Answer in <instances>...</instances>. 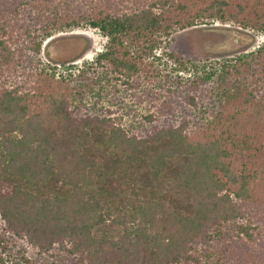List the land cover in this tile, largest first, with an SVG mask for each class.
<instances>
[{
	"label": "trees",
	"instance_id": "1",
	"mask_svg": "<svg viewBox=\"0 0 264 264\" xmlns=\"http://www.w3.org/2000/svg\"><path fill=\"white\" fill-rule=\"evenodd\" d=\"M216 23L264 36V0H0V263L264 264V43L156 55ZM84 27L104 51L57 76L44 44ZM101 76L153 108L139 129L106 89L85 102Z\"/></svg>",
	"mask_w": 264,
	"mask_h": 264
},
{
	"label": "rangeland",
	"instance_id": "2",
	"mask_svg": "<svg viewBox=\"0 0 264 264\" xmlns=\"http://www.w3.org/2000/svg\"><path fill=\"white\" fill-rule=\"evenodd\" d=\"M107 43L108 38L102 32L90 27L56 33L44 44L40 60L42 63L58 68L57 76L59 77L78 78V71L83 70L93 62L97 55L104 51ZM158 43L159 48L156 55L161 58L162 67L168 66V69L171 70L176 66L178 67V64L171 60L168 54L174 55L177 59L191 61L196 64L221 62L255 51L264 43V36L251 30H244L235 23H216L200 25L185 31L177 30L168 37L162 36ZM49 73L51 72L49 71ZM186 74L181 73V76L186 77ZM95 81L96 85L92 81L90 87H85V89H95L90 95L91 97L89 96L90 101H85L86 103L91 102L93 98H96L97 101L98 98L93 96H96L99 90L105 91L106 89V92L112 94L109 98L107 97L108 99L104 97L105 107L116 110V116H124L127 119V124H133L137 129H139L142 119L153 112V108L148 105L137 107L138 105L136 106V103H132L130 99L123 100L124 97L117 96L115 91L113 92L114 88L110 85H115L118 82L109 84L108 80H104L103 77ZM73 83L78 85L76 81H73ZM73 86V84H70V87ZM109 100H112V102ZM121 102L128 107L118 112L119 105L113 107L111 104L116 105V103L120 104ZM110 157L111 155L107 153L105 161H108ZM117 164L116 162V166ZM5 264L14 263L5 261Z\"/></svg>",
	"mask_w": 264,
	"mask_h": 264
}]
</instances>
